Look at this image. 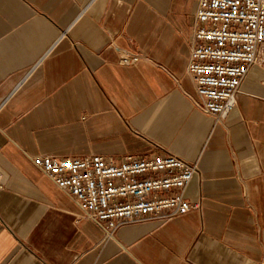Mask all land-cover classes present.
Listing matches in <instances>:
<instances>
[{
    "label": "crops",
    "instance_id": "1",
    "mask_svg": "<svg viewBox=\"0 0 264 264\" xmlns=\"http://www.w3.org/2000/svg\"><path fill=\"white\" fill-rule=\"evenodd\" d=\"M198 4L0 0V264H257L264 67L226 118L205 112L188 72ZM154 143L199 162L186 196L202 209L113 234L34 163Z\"/></svg>",
    "mask_w": 264,
    "mask_h": 264
},
{
    "label": "built area",
    "instance_id": "2",
    "mask_svg": "<svg viewBox=\"0 0 264 264\" xmlns=\"http://www.w3.org/2000/svg\"><path fill=\"white\" fill-rule=\"evenodd\" d=\"M195 19L188 72L201 108L220 122L237 105L251 69L264 67V0H199ZM139 59V54H120L122 64ZM34 163L74 197L85 218L109 234L125 225L202 209L201 201L186 196L200 175L199 162L157 143L142 156L43 155ZM257 264H264V254Z\"/></svg>",
    "mask_w": 264,
    "mask_h": 264
}]
</instances>
